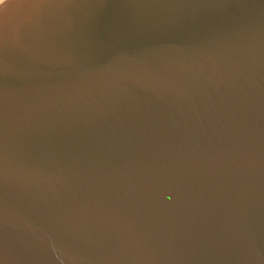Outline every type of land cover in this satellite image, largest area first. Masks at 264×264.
<instances>
[{
  "label": "water",
  "instance_id": "water-1",
  "mask_svg": "<svg viewBox=\"0 0 264 264\" xmlns=\"http://www.w3.org/2000/svg\"><path fill=\"white\" fill-rule=\"evenodd\" d=\"M0 264H264V0H0Z\"/></svg>",
  "mask_w": 264,
  "mask_h": 264
}]
</instances>
